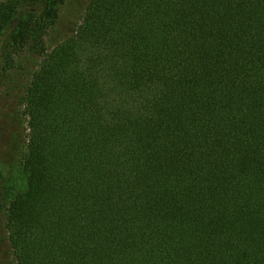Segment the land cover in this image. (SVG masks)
<instances>
[{"label":"trees","instance_id":"16d2710c","mask_svg":"<svg viewBox=\"0 0 264 264\" xmlns=\"http://www.w3.org/2000/svg\"><path fill=\"white\" fill-rule=\"evenodd\" d=\"M0 0L28 71L14 264H264V0ZM12 262L8 264H12Z\"/></svg>","mask_w":264,"mask_h":264},{"label":"rangeland","instance_id":"374dc122","mask_svg":"<svg viewBox=\"0 0 264 264\" xmlns=\"http://www.w3.org/2000/svg\"><path fill=\"white\" fill-rule=\"evenodd\" d=\"M87 1L64 0L59 18L46 36L49 48L55 44L60 32L78 24ZM24 58L26 57L13 54L6 69L0 71V264L12 262L6 228L8 204L26 187L22 158L28 128L21 93L27 73L34 67L32 62L28 63Z\"/></svg>","mask_w":264,"mask_h":264}]
</instances>
